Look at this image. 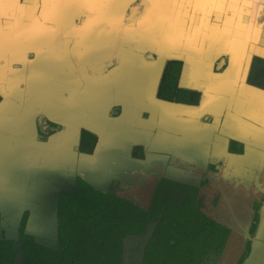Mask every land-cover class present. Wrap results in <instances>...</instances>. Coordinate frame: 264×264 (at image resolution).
Instances as JSON below:
<instances>
[{
  "label": "crops",
  "instance_id": "1",
  "mask_svg": "<svg viewBox=\"0 0 264 264\" xmlns=\"http://www.w3.org/2000/svg\"><path fill=\"white\" fill-rule=\"evenodd\" d=\"M70 13L80 18L62 16ZM1 25L0 135L9 134L0 140L1 194L37 161L44 181L61 187L54 204L48 193V204L27 207L28 227L53 225L59 196L74 193L77 178L107 187L125 172L134 146L149 156L146 167L137 162L138 173L127 168L139 179L152 176L153 154L168 153L183 161H171L166 175L181 181L205 170L192 173L190 165L221 160L230 180H264V0H0ZM173 65L177 90L193 105L158 97ZM46 122L60 129L43 144L38 126ZM87 134L95 138L90 152L80 140ZM229 141L243 153L227 154ZM47 144L57 151L42 160L33 146ZM223 195L216 218L245 242L253 212ZM11 210L2 208L3 221ZM259 214L252 244L262 252L264 204Z\"/></svg>",
  "mask_w": 264,
  "mask_h": 264
},
{
  "label": "trees",
  "instance_id": "2",
  "mask_svg": "<svg viewBox=\"0 0 264 264\" xmlns=\"http://www.w3.org/2000/svg\"><path fill=\"white\" fill-rule=\"evenodd\" d=\"M168 183L161 181L157 191ZM79 185L83 187L79 193L62 195L58 201V252L26 238L21 230L27 216L23 214L19 234L26 240L23 248L28 257L22 264H73L77 260L84 264H120L121 239L142 234L158 214L162 218L147 243L142 264H214L229 233L195 210L193 199L180 194L165 201L157 194L151 208L143 211L80 181ZM255 226H251V234ZM248 252L247 246L239 264H243Z\"/></svg>",
  "mask_w": 264,
  "mask_h": 264
},
{
  "label": "flooded vegetation",
  "instance_id": "3",
  "mask_svg": "<svg viewBox=\"0 0 264 264\" xmlns=\"http://www.w3.org/2000/svg\"><path fill=\"white\" fill-rule=\"evenodd\" d=\"M40 14H37L36 16H39ZM129 16L135 15V13H130L128 14ZM64 19H76L74 21H77L80 17H78V14H66L62 15ZM93 16V15H92ZM77 23V22H75ZM71 25V23L69 24ZM18 31V30H17ZM47 32V31H46ZM1 34V32H0ZM66 46V45H65ZM179 65H173L169 66L166 69V73L163 74L162 76V81L160 82L159 90H158V97L161 99H169L171 101H176V99L180 101H184L187 104L193 105V103H189V95H185L184 93H181L180 91L177 90V80L179 76ZM168 71V72H167ZM187 98V99H186ZM112 114V116H119L120 111L116 109ZM38 133L42 138H49L52 135H54L60 127L55 124V123H43L40 126H38ZM93 137V136H92ZM90 135H81V141L85 142V148L88 150H83V152H90L95 143V138H90ZM154 141L157 140V138H153ZM153 141V142H154ZM217 140H214L213 146H211V151L214 150V146L216 145L215 143ZM227 154L230 156L232 155H239L243 153V146H241L238 142L235 141H229L227 143ZM206 151V150H205ZM147 150L137 148L136 146L132 147L130 150V159L132 160L130 164L125 168V172L118 176L117 178H114V180L109 181L108 186L105 187L104 185H93V183L89 184L87 180L84 178L76 179V189L74 193L72 194H63V195H69L73 196L77 193H79L83 187L80 184H86L93 188L95 191L104 193L110 197H116L120 198L123 200L128 201L131 203L133 206L138 208L139 210L143 211H148L151 208L153 200H155L156 195H159V199L163 197V201L169 200L172 198V196H177L180 194V196H186L188 200L193 199L194 201V209L199 211L205 218H207L209 221L224 227L228 229L229 233L226 237L225 244L223 248L220 251L219 256L217 257L216 261H214V264H239L240 259L245 256L246 253V248L248 246L249 252L251 250V245H252V239L254 238V231L251 234V226L256 225L255 229L257 230L258 224L260 222V208L264 204V180L259 183V180H240L239 179H232L230 175H228L227 171L225 170V163L226 161L221 160L217 163H207L204 167L203 166H198V165H190L189 168L192 173L195 170V166L198 168H204L205 170H201L200 172H197V175L199 176L198 179L193 178V176L190 178V181H181L178 180L174 177V175H166L167 169L170 167L171 161L175 162H180L182 160L181 157H176L175 155H170L168 153L165 154H153V150L150 149V153L153 154L150 157V160L153 162V164H150L149 168H153V171L150 172L152 176H144L142 179H139L137 177V171L136 168L139 169L142 165H138L137 162L140 161L143 165L145 164V167L147 166L146 160L149 158L148 154H146ZM207 152V151H206ZM210 153V152H209ZM214 152H211V154ZM224 158V157H223ZM231 158V157H229ZM262 160H264V156H261ZM230 160V159H229ZM183 161V160H182ZM127 162V161H126ZM154 162H156L154 164ZM127 165V164H126ZM132 167L135 169L137 173H132L128 174L127 168ZM173 166V163H172ZM155 167V169H154ZM178 167L180 169L181 166L178 164ZM188 166H185V170H187ZM218 167V168H217ZM116 166H115V173L116 171ZM188 168V169H189ZM120 169V166L118 167ZM134 177V178H133ZM138 178V179H137ZM234 178V177H233ZM161 181H167L168 186L162 190L157 191V187L160 184ZM9 187L11 188L10 190L6 189L5 194H1L2 187H0V264H22L23 258L26 259V256L28 257V252L23 248V244H25L26 240L19 234V229L21 225V219L23 214L26 212V220L23 225V229L21 228L23 234L26 232V227L29 224V218H30V213L29 208L25 209L23 205L21 206V203H16V202H7L8 198H13V194L17 192L18 187L13 189V186H15V182L11 180V182H8ZM5 186V185H4ZM157 192V193H156ZM224 193H229V198L233 197L234 201H240L244 205L248 206L250 209H252V218L251 222L249 225L248 229V238L246 239L245 242H240V247L244 245L243 252L237 253L236 256H233L230 260L227 261L226 257L230 253L229 249L233 246V242L236 244V246L240 249L239 244L234 241L233 238H231L232 231L229 227H227L225 224L217 220L216 218V213L220 209L221 205V199L224 196ZM62 196V195H61ZM60 196V197H61ZM60 199V198H59ZM172 200V199H171ZM4 202V203H3ZM17 205L19 208H24L20 219H19V225H17L18 228V234L16 238H7L5 236V231L3 230V223L6 221L4 218V213L2 212V208H6L9 210V207L11 205ZM58 205V204H57ZM29 207L30 205H27ZM55 223L53 226L56 227V235L54 234L53 237L49 235L48 238L53 241L51 245H47L45 243L38 244L35 242V238L33 236L26 235L27 239H32V241L46 249H49L50 251L58 252L59 251V241H58V226L59 222L57 219V206L55 209ZM257 216L256 220L255 217ZM6 217V216H5ZM161 215H157L156 220H152L147 224L145 227V230L142 234H132V235H125L121 239V255H120V264H123V250H124V241L128 237H140L144 235L145 231L149 228L152 227V234L155 231L156 226L158 223L161 221ZM71 222H67L69 224ZM43 224V223H42ZM46 226L51 225V223H44ZM8 226V223L6 224ZM81 227V226H80ZM70 232V229H68ZM150 231V232H151ZM148 236V240L146 244L143 247L142 251V257L139 259L140 262L139 264L143 263L144 259V251L147 246V243L151 237L152 234ZM233 239V240H232ZM70 241H68L69 243ZM172 243V242H171ZM102 243H99L98 245H101ZM242 244V245H241ZM98 247V246H97ZM239 252V251H238ZM248 252V255H249ZM233 254H236V252H233ZM247 255V257H248ZM245 258V260L247 259ZM230 258V257H229ZM95 261H97L96 258H94ZM244 263V262H243ZM73 264H84L82 261H75Z\"/></svg>",
  "mask_w": 264,
  "mask_h": 264
},
{
  "label": "rangeland",
  "instance_id": "4",
  "mask_svg": "<svg viewBox=\"0 0 264 264\" xmlns=\"http://www.w3.org/2000/svg\"><path fill=\"white\" fill-rule=\"evenodd\" d=\"M5 29L6 28L4 25L0 26L1 34L5 31ZM3 53H4V51H3ZM27 63L33 64L34 61H32L30 58H28ZM34 71H33V73H34ZM18 80H19L18 77L16 80H13V78H12V83H15ZM20 91H22V89H18L17 93H19ZM31 94H33V93H31ZM21 120H22L21 117H18V120L15 118V120L13 122V124L17 125V130L19 129V125H21V122H20ZM33 132H34V137H35V135L38 136L35 126L33 129ZM8 136H9V134L0 135V140L3 142V140H7ZM39 139H41V138H39ZM46 141H47V138H44L41 140V142L43 144H46ZM33 148L35 150V152H34L35 154H37L38 156L41 155L43 157L42 160H45L49 157L50 150L52 151L53 148L56 149V147H53L52 145H49V144L44 145L42 148L40 146L35 145V146H33ZM56 151H57V149H56ZM67 154H68L67 160H69L68 163L74 164L73 162L76 159V154L72 153V150L67 152ZM40 164H41V162L38 163V161H37V162H35L34 166L32 167V170H29L26 172H19L16 175H14L15 176V179H14L15 186H13V189L18 187V190L16 193H14L12 195L13 196L12 200H14V202H16V203H18V201H19L21 203L20 205L21 206L23 205V207H25L26 203H27V205H34L37 203L38 204H41V203L48 204V202L45 201L48 199L47 198L48 193H50V196H49L50 202L49 203L52 205L56 202V199H57V196H55V195H57L56 193L60 192V191H58L59 189H61L60 186L49 185L44 181V178H47L48 176H46V174H43V173L40 174V169L42 168V167H40ZM75 164H76V162H75ZM29 166H31V164ZM73 169H74V167H73ZM44 188H46V189H44ZM50 189L55 190V191H53V192H55V194H52L53 192H50ZM10 207H12V210H11L12 212L9 215H7L8 218L6 217V220H7L6 224L8 223V226H6V224H5V226H3V230L5 231V236L7 238L12 239V238L17 237V230H18L17 229V220H18V217L21 215L22 209H24V208L21 209L15 204L11 205ZM25 208H27V206ZM32 208L33 207H31V210H32ZM31 210H29L30 215H31V213L34 214ZM51 226H53V225L51 224V225L47 226V233L48 234H49V232L51 233L53 230ZM151 230H152V227H149L145 231L144 235H142L140 237H128L125 239L124 250H123V254H124L123 255V264H139V262H140L139 259L142 257L143 247L148 240L149 232ZM30 233L33 234L36 237V239L38 240V242H40V243H45L47 245L48 244L51 245L53 243V241L50 240V238H48L49 235H48V237L46 236V233H44L43 229L40 232H36V228H35ZM255 233H256V229L254 231V234ZM234 241L237 243V245L240 243L239 242L240 239H238V238H235ZM239 247H240V244H239ZM243 248H244V245H242V247H240V249H239L236 246V244L233 242V246L229 249L230 253L226 257L227 261L230 260L233 256H236L237 253L243 252ZM233 252H236V254H233ZM262 255H264V247L262 248V252H258L252 244L249 255L243 264H245V262L247 260H249L252 264H264V259H262Z\"/></svg>",
  "mask_w": 264,
  "mask_h": 264
},
{
  "label": "water",
  "instance_id": "5",
  "mask_svg": "<svg viewBox=\"0 0 264 264\" xmlns=\"http://www.w3.org/2000/svg\"><path fill=\"white\" fill-rule=\"evenodd\" d=\"M136 11V9H134V12ZM43 173V171H40V174H42ZM10 180L11 179H8L7 181L8 182H10ZM59 198H60V196H59ZM13 198H8V200H7V202H10V203H12V202H14V200H12ZM4 203V202H3ZM18 203H20L19 201H18ZM27 204V203H26ZM57 204H58V202H57ZM22 211H23V209H22ZM22 211H21V213H22ZM21 216V215H20ZM20 216L18 217V221H17V225H19L18 223H19V219H20ZM7 218H8V216H7ZM52 227V232L50 233L49 232V234L47 233V227H43V226H40V227H37V226H32V227H26V232H25V234L26 235H29V236H33L34 238H35V242L36 243H38V244H41L40 242H38V240L36 239V237L33 235V234H31L30 232H32L33 231V229H35L36 228V232H40L42 229H43V231H44V233H46V236L48 237V235H50L51 237H53L54 236V234L56 235V227L55 226H51ZM19 227L17 226V229H18ZM17 234H18V231H17ZM150 234H152V231L150 232Z\"/></svg>",
  "mask_w": 264,
  "mask_h": 264
}]
</instances>
